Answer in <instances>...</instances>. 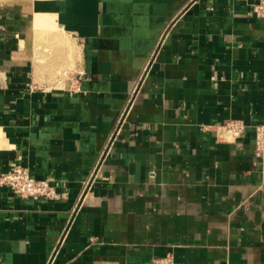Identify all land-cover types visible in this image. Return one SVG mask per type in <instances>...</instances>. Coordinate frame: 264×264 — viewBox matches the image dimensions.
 I'll list each match as a JSON object with an SVG mask.
<instances>
[{"label":"crops","instance_id":"1","mask_svg":"<svg viewBox=\"0 0 264 264\" xmlns=\"http://www.w3.org/2000/svg\"><path fill=\"white\" fill-rule=\"evenodd\" d=\"M259 4L0 0V264H264Z\"/></svg>","mask_w":264,"mask_h":264},{"label":"built area","instance_id":"2","mask_svg":"<svg viewBox=\"0 0 264 264\" xmlns=\"http://www.w3.org/2000/svg\"><path fill=\"white\" fill-rule=\"evenodd\" d=\"M255 11L264 15V5L255 6ZM246 131V124L240 119H228L219 125L222 136L230 139L241 137ZM255 156L264 160V122L254 125ZM8 186L16 195L29 198L60 199L62 194L49 178L37 179L30 174L27 167L14 163L8 171H0V186ZM144 264H177L174 256L168 253L154 257Z\"/></svg>","mask_w":264,"mask_h":264}]
</instances>
